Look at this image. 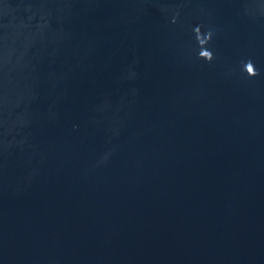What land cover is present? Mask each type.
<instances>
[{
	"label": "water",
	"instance_id": "water-1",
	"mask_svg": "<svg viewBox=\"0 0 264 264\" xmlns=\"http://www.w3.org/2000/svg\"><path fill=\"white\" fill-rule=\"evenodd\" d=\"M0 264H264V0H0Z\"/></svg>",
	"mask_w": 264,
	"mask_h": 264
},
{
	"label": "clouds",
	"instance_id": "clouds-1",
	"mask_svg": "<svg viewBox=\"0 0 264 264\" xmlns=\"http://www.w3.org/2000/svg\"><path fill=\"white\" fill-rule=\"evenodd\" d=\"M194 32L196 33L195 39L198 45V58L210 63L214 59L212 51L208 48L213 36L212 31L209 30L207 33H204L202 32L201 27L197 26L194 29ZM253 65L254 64L251 60L242 61V71L246 72L248 77H254L258 75L257 71H253ZM249 73H251V75Z\"/></svg>",
	"mask_w": 264,
	"mask_h": 264
}]
</instances>
